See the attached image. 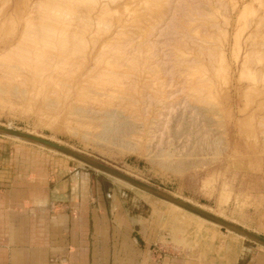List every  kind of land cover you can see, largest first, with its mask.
Listing matches in <instances>:
<instances>
[{"label": "rangeland", "instance_id": "rangeland-1", "mask_svg": "<svg viewBox=\"0 0 264 264\" xmlns=\"http://www.w3.org/2000/svg\"><path fill=\"white\" fill-rule=\"evenodd\" d=\"M60 1L0 0V125L264 236V0H96L107 15L90 12L81 23L86 40L75 47L70 38L64 57L61 26L73 20L76 29L78 7L63 16ZM0 169L30 180L33 192L65 185L68 198L74 190L75 200L89 202L96 264H137L141 253L155 264L200 263L264 250L29 141L0 134Z\"/></svg>", "mask_w": 264, "mask_h": 264}, {"label": "crops", "instance_id": "crops-1", "mask_svg": "<svg viewBox=\"0 0 264 264\" xmlns=\"http://www.w3.org/2000/svg\"><path fill=\"white\" fill-rule=\"evenodd\" d=\"M11 172L0 169V264H96L91 234L95 232L91 222L95 229L96 220L90 214H95L91 204L75 200L78 195L74 196V190L68 198L65 185L33 192L30 180L12 179ZM70 188L78 190L74 184ZM66 198L67 203L56 204ZM53 254L55 263H51ZM205 257L200 263L183 259V264H264L261 249H233ZM171 261L176 263V259ZM138 263L155 264L143 258V253Z\"/></svg>", "mask_w": 264, "mask_h": 264}, {"label": "water", "instance_id": "water-1", "mask_svg": "<svg viewBox=\"0 0 264 264\" xmlns=\"http://www.w3.org/2000/svg\"><path fill=\"white\" fill-rule=\"evenodd\" d=\"M0 134L10 136V137H15L19 139H23L25 141H29L34 144H38L41 146H44L49 149L56 150L58 152H61L63 154H67L71 156L72 158H75L97 170H100L108 175H111L115 178H119L133 186H136L140 189H143L161 199H164L166 201L172 202L181 208L192 212L194 214H197L207 220H210L212 222H215L219 224L220 226L229 229L233 232H236L240 235H243L244 237L251 239L255 242H258L262 245H264V236H261L257 234L256 232H253L247 228H244L242 226H239L229 220H226L218 215H215L207 210H204L201 207H198L186 200H183L181 198H178L164 190H161L160 188H157L153 185H150L142 180H139L131 175H128L108 164H105L101 161H98L86 154H83L77 150H74L73 148H70L68 146L62 145L60 143H57L55 141L31 134L29 132L21 131L16 128H13L11 126H3L0 125Z\"/></svg>", "mask_w": 264, "mask_h": 264}, {"label": "bare ground", "instance_id": "bare-ground-1", "mask_svg": "<svg viewBox=\"0 0 264 264\" xmlns=\"http://www.w3.org/2000/svg\"><path fill=\"white\" fill-rule=\"evenodd\" d=\"M77 1H79V2H81V4L79 3V2H77ZM86 1V2H85ZM61 2V10H63V11H61L60 10V13H62L63 14V16H66L67 14H70L71 16H72V13H68V9H75V7L77 6L78 8H79V6L81 5L83 8H77V10L76 11H74L75 12V16H73L72 18H76L77 19V21H76V29H72V28H69V25H71V23H72V21H69V22H63V24H62V29H61V36H60V39H59V54L61 55V56H65L67 53H69V47H70V38H72V42L75 44L74 46L76 47H79L78 45H80V43L82 42V41H85L86 39H85V36H84V33H85V31H86V28L85 27H83V26H85V25H82L81 26V23L82 22H84L85 21V19H91V14H90V12H92V11H96V15H95V17H99L100 16V14H101V16L103 17L104 16V14H106L107 15V10L109 11V8H107L106 7V3H103V6H101L102 5V3H100V5L98 6V5H96L97 3H96V0H88V2H87V0H61L60 1ZM77 2V3H76ZM85 2V3H84ZM79 3V4H78ZM82 3H83V5H82ZM75 4H76V6H75ZM78 4V5H77ZM106 8V9H105ZM52 11H53V9H52ZM99 12V13H98ZM74 14V13H73ZM70 15L69 16H67V18L69 19V17H70ZM94 17V16H93ZM100 18V17H99ZM45 26V28H46V25H44ZM79 26V27H78ZM49 27V26H48ZM54 28V27H53ZM53 30V29H52ZM36 33V32H35ZM44 33V32H43ZM38 38V37H37ZM95 38V37H94ZM93 38V39H94ZM28 41H29V39H28V37L26 38ZM35 39V38H34ZM91 39H92V36H91ZM92 39V40H93ZM29 46V45H28ZM90 48V47H89ZM25 50V49H24ZM72 50H74L75 51V49H72ZM101 52V51H100ZM27 53V52H26ZM73 53H75V52H73ZM102 54V53H101ZM28 56V55H27ZM72 56V55H71ZM29 58V57H28ZM27 60V59H26ZM22 61V60H21ZM24 61V60H23ZM23 63V62H22ZM24 64H25V62H24ZM27 64V63H26ZM27 66V65H26ZM36 67V66H35ZM95 79V78H94ZM119 84V83H118ZM15 138V137H14ZM16 139H19V138H16ZM19 140H23V139H19ZM25 141V140H24ZM58 143V142H57ZM39 146H41V145H39ZM41 147H44V146H41ZM50 150H53V149H50ZM53 151H56V150H53ZM58 152V151H57ZM61 153V152H60ZM63 154V153H62ZM63 155H65V156H68V157H71V156H69V155H67V154H63ZM178 164V163H177ZM180 169V168H179ZM182 169V168H181ZM119 179V178H118ZM119 180H121V179H119ZM123 181V180H122ZM125 182V181H124ZM127 183V182H126ZM174 196H176V195H174ZM176 197H178V196H176ZM178 198H180V197H178ZM182 199V198H181ZM161 200H163V201H165L167 204H170L172 207H174V208H176V209H182V210H185V209H183V208H181L180 206H178V205H176V204H174V203H172V202H169V201H166V200H164V199H161ZM195 205V204H194ZM197 206V205H196ZM198 207H200V206H198ZM201 208H202V206H201ZM205 210V209H204ZM185 211H187V210H185ZM192 213V212H191ZM212 213V212H211ZM194 214V213H193ZM214 214V213H213ZM219 214V213H218ZM195 215H197V214H195ZM216 215V214H215ZM197 216H199V215H197ZM199 217H201V216H199ZM226 217V216H225ZM201 218H203V217H201ZM203 219H205V218H203ZM225 219V218H224ZM228 219V218H227ZM226 219V220H227ZM205 220H207V219H205ZM210 221V220H209ZM210 222H212V221H210ZM212 223H214V224H216V225H219V224H217V223H215V222H212ZM220 226V225H219ZM234 233H236V232H234ZM236 234H238V233H236ZM240 235V234H239ZM240 236H242V237H244L243 235H240Z\"/></svg>", "mask_w": 264, "mask_h": 264}]
</instances>
